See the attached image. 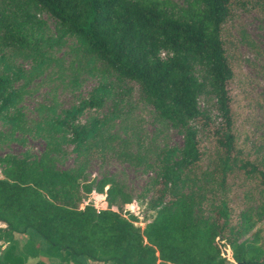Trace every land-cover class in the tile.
<instances>
[{
    "label": "trees",
    "instance_id": "16d2710c",
    "mask_svg": "<svg viewBox=\"0 0 264 264\" xmlns=\"http://www.w3.org/2000/svg\"><path fill=\"white\" fill-rule=\"evenodd\" d=\"M242 1L247 0H191L176 13L161 0L0 4L3 46L36 51L43 26L36 14L45 12L61 34L75 36L118 79L135 85L138 99L181 135L179 146L161 153L150 200L154 216L142 228L131 214L83 204L76 170L53 167L49 153L32 161L11 158L0 177V264H28L42 255L49 258L46 264H264V206L251 207L264 196V157L249 154L239 140L229 94L233 69L223 38ZM19 77L0 72V114L21 97ZM205 80L217 111L213 127L198 107ZM101 106L92 92L52 121L82 164L94 154L101 121L81 123L78 117ZM94 188L108 200L129 202L113 183L101 180ZM91 189L84 184L82 192ZM16 235L24 240L19 243Z\"/></svg>",
    "mask_w": 264,
    "mask_h": 264
},
{
    "label": "rangeland",
    "instance_id": "374dc122",
    "mask_svg": "<svg viewBox=\"0 0 264 264\" xmlns=\"http://www.w3.org/2000/svg\"><path fill=\"white\" fill-rule=\"evenodd\" d=\"M161 1L176 13L191 0ZM6 2L0 0L1 5ZM36 18L43 22L36 51H17L0 43V72H17L15 86L22 90L14 106L0 114V177L11 158L32 161L49 153L53 167L76 170L82 203L108 207L124 216L131 213L143 227L154 216L150 200L161 153L179 146V129L159 117L151 104L139 100L136 86L118 79L75 36L61 34L47 13L38 12ZM223 38L233 69L229 94L239 140L249 154L264 157V2L247 0L234 8ZM92 92L101 97L102 106L84 110L78 121L94 118L101 124L94 136V154L82 164L66 142L65 132L52 121ZM198 107L209 115V125L216 126L215 100L206 80ZM206 136L203 132L200 138L208 146ZM101 180L115 184L129 202L120 204L118 197L108 200L105 191V196L96 191L94 186ZM84 184L92 188L87 194L82 192ZM259 203L264 206V196L252 200L251 207L256 210ZM260 219L264 220V211ZM15 237L19 243L24 240ZM38 259L49 261L42 255L27 263ZM94 263L101 264H84Z\"/></svg>",
    "mask_w": 264,
    "mask_h": 264
},
{
    "label": "built area",
    "instance_id": "2783aa9c",
    "mask_svg": "<svg viewBox=\"0 0 264 264\" xmlns=\"http://www.w3.org/2000/svg\"><path fill=\"white\" fill-rule=\"evenodd\" d=\"M103 193V192H102ZM104 194V193H103ZM104 196H105V194H104ZM83 204H91V203H83ZM91 205H93V207L94 208H97V209H104V208H108V207H102V206H96L95 204H91ZM111 209V208H110ZM112 210V209H111ZM114 211V210H113ZM115 212H117V211H115ZM119 213V212H118ZM121 214V213H120ZM128 214H131V213H128ZM127 214V215H128ZM123 217H126V216H124L123 214H121ZM132 215V214H131ZM147 222V221H146ZM145 222V223H146ZM133 223L135 224V225H137V226H140V222H138V224H137V222L136 221H133ZM142 228V227H141ZM222 250H225L226 251V254L225 255H223L222 254V252H221V254H222V256H228V249L226 248V247H222Z\"/></svg>",
    "mask_w": 264,
    "mask_h": 264
},
{
    "label": "water",
    "instance_id": "95a60500",
    "mask_svg": "<svg viewBox=\"0 0 264 264\" xmlns=\"http://www.w3.org/2000/svg\"><path fill=\"white\" fill-rule=\"evenodd\" d=\"M222 254L225 255L226 254V251L225 250H222Z\"/></svg>",
    "mask_w": 264,
    "mask_h": 264
},
{
    "label": "crops",
    "instance_id": "0c3cea01",
    "mask_svg": "<svg viewBox=\"0 0 264 264\" xmlns=\"http://www.w3.org/2000/svg\"><path fill=\"white\" fill-rule=\"evenodd\" d=\"M4 246H5V244H4V243H2V246H1V247H2V249L4 248ZM94 264H95V263H94Z\"/></svg>",
    "mask_w": 264,
    "mask_h": 264
}]
</instances>
